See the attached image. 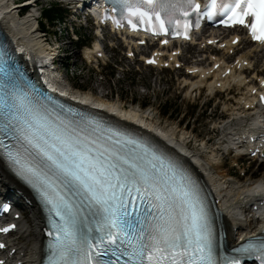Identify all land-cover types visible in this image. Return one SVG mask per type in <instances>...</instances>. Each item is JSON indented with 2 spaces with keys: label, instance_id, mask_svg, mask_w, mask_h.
<instances>
[{
  "label": "snow or ice",
  "instance_id": "snow-or-ice-1",
  "mask_svg": "<svg viewBox=\"0 0 264 264\" xmlns=\"http://www.w3.org/2000/svg\"><path fill=\"white\" fill-rule=\"evenodd\" d=\"M216 5L212 0L205 15L213 18ZM221 6L225 23L253 17V38L264 41V0H222ZM199 9L196 0H136L129 13L158 21L167 32L168 23H180L177 13ZM187 27L185 21V35ZM0 131L16 142L5 151L17 174L59 218L48 264H118L121 256L123 264H220L208 207L179 160L79 112L63 116L18 85L0 91ZM137 201L144 211L133 216ZM258 240L237 251L264 259V237ZM109 252L117 259H104Z\"/></svg>",
  "mask_w": 264,
  "mask_h": 264
},
{
  "label": "rangeland",
  "instance_id": "rangeland-1",
  "mask_svg": "<svg viewBox=\"0 0 264 264\" xmlns=\"http://www.w3.org/2000/svg\"><path fill=\"white\" fill-rule=\"evenodd\" d=\"M38 1L40 11L50 9L53 6H57L60 9L66 8V6H60L58 3H52L54 0ZM68 21L62 30L63 37H60L56 28L58 22L54 24L47 22V33L53 42L63 40L64 44L61 48L68 50L69 55L72 56L68 68L65 67L62 70V77H65L67 70L69 86L73 85L83 92H91L96 96L108 94L109 101L118 102L123 108H129L128 110L144 107L143 112L146 113L147 117L153 118L154 122L163 129L174 132L175 137L190 138L192 136L190 133L193 132L194 138H198L200 141L209 142L211 145L219 142L217 140L219 134L215 131L213 124L218 122L221 113L217 109L215 100L212 101L213 103H209V98L207 97L199 96L196 93L187 94V90L183 89L182 86L183 80L181 76L183 74L160 72L151 69L144 70L138 64L134 65L132 62L126 61L125 51L116 49L118 48L116 45L112 49L108 47L107 54L112 64L119 65L117 73H113V69H96L93 66H88L82 61L81 55L71 49L72 45L69 43L71 25L70 21ZM42 22L43 20L40 21V23ZM81 33L84 34L87 40L92 39L90 29H83ZM195 108L199 109L198 115L192 120L191 115ZM186 126L189 128L187 132L184 131ZM185 139L180 141L182 142ZM194 143L191 146L196 148L197 145ZM218 156L220 158L222 153L218 154ZM244 168L246 170L249 168L251 173L260 171L256 165L249 167L246 163ZM231 172L233 177L240 176L239 170Z\"/></svg>",
  "mask_w": 264,
  "mask_h": 264
},
{
  "label": "bare ground",
  "instance_id": "bare-ground-1",
  "mask_svg": "<svg viewBox=\"0 0 264 264\" xmlns=\"http://www.w3.org/2000/svg\"><path fill=\"white\" fill-rule=\"evenodd\" d=\"M22 7L23 6L19 5L14 6L12 0H0V23L3 26L4 31L13 39L14 42H17L19 45L23 44L25 47L28 46L30 49L34 50H44L45 43L43 36L40 34L39 30H37L36 18L33 14H29L24 18L20 17L18 13ZM229 51L230 50H227V53ZM251 52L253 54L254 51ZM251 52L242 53V58L245 61H248L246 58H249ZM93 54L94 53L89 52L88 59ZM232 82V80L227 79V81H224V86H229ZM191 84L194 91L195 89H198V87H202L204 85L208 86L207 81L191 82ZM67 87L69 88L67 91L71 93L70 95L72 97L86 102L94 99L95 101L104 104L103 106L109 107L111 110H113V112H118L119 114L123 113L133 117V121L145 125L148 129L161 136L169 144L178 147L183 151H191L189 144H187L185 140L182 142L178 140L172 131L163 129L162 127L158 126L153 119L150 120L148 117L147 119L143 114L140 112L138 113L134 109L128 110L123 108V106L118 102L109 101L108 94L96 96L91 92H83L81 89H78L73 85L69 86L67 84L66 88ZM215 91L217 90L214 89V87H212V89L210 88L211 94H213ZM244 97L245 95H243L240 100L242 101ZM225 108L227 109L228 114H230L231 121L224 122L221 126V129L227 131V133L224 135V138L227 137V140L229 139L232 144L236 136V129L234 128L235 125L233 124L232 120L238 118L237 126H243L244 121L241 119L244 113H239L234 107L229 108L228 104L225 106ZM205 146L207 148V144ZM212 153L213 158L208 159L196 156V159H193L196 161L200 169L205 173L208 183L216 191V193H218V199L222 200L223 204L227 203V205L223 207V211L226 217L225 223L229 229L230 241L234 242L235 239V235L230 229V225L234 228L241 227L243 233L246 232L247 234H250L251 232L254 234L259 232V225L261 222L254 219L252 213H250V210L246 208V204L248 199L260 196V193L253 195L254 193L258 192V190L255 189L253 184L248 185L250 179L232 182L230 176L231 171L225 169L221 159L215 157V150ZM238 159V157H235L232 160L234 162H239ZM262 180L264 181V178H262ZM0 184L5 185L10 189L16 188L14 186L15 183L7 175V172L1 163ZM235 193H237V195H235ZM19 211L23 215V219L20 222L21 234L15 235L9 240V242L12 243L13 248L16 249V254L14 257L16 259L15 263L24 262V264H38L42 259L43 253V236L41 233L43 222L41 220L40 211L35 209V211L30 214L26 210L19 209ZM26 214H29L30 216L28 220H26ZM239 238H241L240 235Z\"/></svg>",
  "mask_w": 264,
  "mask_h": 264
},
{
  "label": "trees",
  "instance_id": "trees-1",
  "mask_svg": "<svg viewBox=\"0 0 264 264\" xmlns=\"http://www.w3.org/2000/svg\"><path fill=\"white\" fill-rule=\"evenodd\" d=\"M45 16L50 22H54L56 19H63L64 18L63 13L59 10H48L45 12ZM44 28H45V26H44Z\"/></svg>",
  "mask_w": 264,
  "mask_h": 264
}]
</instances>
